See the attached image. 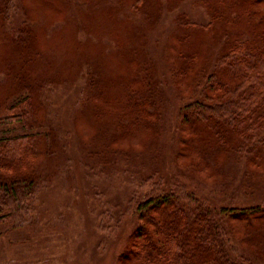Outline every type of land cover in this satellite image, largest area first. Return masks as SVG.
Segmentation results:
<instances>
[{"label":"trees","instance_id":"1","mask_svg":"<svg viewBox=\"0 0 264 264\" xmlns=\"http://www.w3.org/2000/svg\"><path fill=\"white\" fill-rule=\"evenodd\" d=\"M24 1L34 24L15 31L14 0H0V51L9 49L8 72L18 68L22 83L27 72L39 75L35 60L42 54L36 42L44 41L35 28L41 26V13L52 25L64 15L57 0ZM190 2L207 10L206 23L179 12ZM132 6L151 8L159 17L177 12L163 52L167 64L151 68L128 46L123 75L104 83L93 97L95 116L104 117L100 125L110 147L123 142L144 153L159 151L167 76L168 89L178 91L181 101L176 158L201 192L165 179L134 190L129 201L134 228L118 264H264V204L229 207L226 198L218 200L216 189L208 193L205 187L211 183L227 191L241 181L246 194L264 190V0H135ZM24 90L27 94L13 105L5 104V119L25 122L24 129L34 131L43 111L31 88ZM41 135L0 137V223L25 221L31 209ZM124 156L133 155L125 151Z\"/></svg>","mask_w":264,"mask_h":264},{"label":"rangeland","instance_id":"2","mask_svg":"<svg viewBox=\"0 0 264 264\" xmlns=\"http://www.w3.org/2000/svg\"><path fill=\"white\" fill-rule=\"evenodd\" d=\"M57 2L64 15L52 25L40 11L41 26L35 28L44 41L36 42L42 54L35 60L39 75L27 72L25 83L19 82L18 68L8 72L9 49L0 51V137L43 134L38 139L42 159L31 209L25 221L0 223V264H118L134 228L129 205L134 190H148L151 183H158L156 179H165L194 189L198 195L201 192L193 184V175L176 158L181 101L178 91L173 94L168 89L167 76L162 85L167 90L161 101L164 118L159 151L144 153L123 142L110 147L100 125L104 117L95 116L93 97L104 83L110 85L113 77L123 75L128 46L139 52L143 64L155 68L159 62L164 68L167 56L163 52L174 33L172 18L177 12L159 17L151 8L137 11L132 6L135 0ZM26 7L24 0H14L11 20L15 31L34 24ZM179 12H187L190 21L200 24L209 17L207 10L192 2ZM34 54L32 50L30 55ZM25 86L35 93L43 111L42 122L33 118L38 127L34 131L24 129L25 122L5 119V104L11 106L25 96ZM125 151L133 156L125 157ZM205 187L208 193L216 189L218 200L226 198L229 207L264 204V190L246 194L244 188L239 189L241 181L227 191L211 183Z\"/></svg>","mask_w":264,"mask_h":264}]
</instances>
